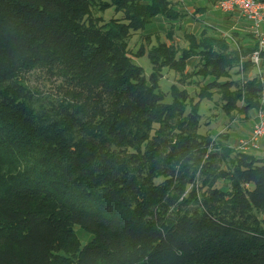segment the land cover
Listing matches in <instances>:
<instances>
[{
	"label": "trees",
	"instance_id": "trees-1",
	"mask_svg": "<svg viewBox=\"0 0 264 264\" xmlns=\"http://www.w3.org/2000/svg\"><path fill=\"white\" fill-rule=\"evenodd\" d=\"M95 1L0 0V264H264L249 215L264 210V158L218 168L197 108L186 112L175 87L164 102L129 53L130 31L178 18L175 3L109 0L125 17L99 24ZM176 50L161 42L152 67L175 69ZM214 57L217 78L239 61L234 50ZM30 70L55 93L33 96L19 81ZM243 86L245 112L262 85ZM223 177L230 188L213 187ZM76 226L91 234L84 246Z\"/></svg>",
	"mask_w": 264,
	"mask_h": 264
},
{
	"label": "rangeland",
	"instance_id": "rangeland-1",
	"mask_svg": "<svg viewBox=\"0 0 264 264\" xmlns=\"http://www.w3.org/2000/svg\"><path fill=\"white\" fill-rule=\"evenodd\" d=\"M170 1L175 3L178 18L168 20L162 16H156L146 23L143 29L130 31L128 38L130 55L133 56L136 64L143 68L145 77L153 75L158 79V86L165 93L164 102L172 101L169 90L170 85L175 83L180 88L179 92L182 93L179 100L184 104L185 111H189L191 105L197 108L199 118L196 123V131L201 137L200 139H209V144L206 146V155L215 154L212 162L218 168L228 171L231 165L240 159L247 160L248 157H252L253 160H259L264 158V152L262 151L241 154L234 152L231 148L226 151L221 149L220 142L227 143L230 146L235 143L237 138L245 134L247 129L251 127L255 119V109L258 108L249 109L245 112L240 111L247 97V94H245L247 89L243 86L242 80L239 79V61L230 64L226 76L217 78L209 74L212 70L211 64L215 58L214 54L225 53L233 49H231L232 45L224 39V41L221 40L216 44L214 41L216 38L202 37L204 32L200 33V29H208V33L220 37L221 32L229 31L227 30L228 26L225 25L224 20L216 18L215 12H211V0ZM93 4L90 8L91 15L102 20L99 24L125 17V13L118 10L109 0H96ZM185 7H206L208 12L197 16L199 12L189 13ZM161 42L171 46L174 52L177 49L178 55L185 57L184 60L174 64L173 67L176 70L170 67H161L159 64L152 67L149 56L157 57L160 54L152 50L159 47ZM225 43L227 47L223 50ZM249 68L250 66L246 70H249ZM19 81L35 97L36 91L42 92V95H44L45 93L54 94L56 90V81L49 79L40 70L24 72ZM225 82H227L225 87L219 85ZM239 93H241V96L237 97ZM232 101L237 105L236 108L228 106V103ZM157 126L155 124L154 128ZM223 155H225L224 162L221 160ZM200 176L202 175L196 174L198 178L196 186L201 183L202 178ZM228 181V177H223L213 187L228 190L230 188ZM190 190L191 187H188L184 195H188ZM206 190L205 187L197 188L196 194L201 197L202 192ZM249 215L252 224L264 230V210L252 209ZM74 231L81 246L87 244L91 234L77 226Z\"/></svg>",
	"mask_w": 264,
	"mask_h": 264
},
{
	"label": "built area",
	"instance_id": "built-area-1",
	"mask_svg": "<svg viewBox=\"0 0 264 264\" xmlns=\"http://www.w3.org/2000/svg\"><path fill=\"white\" fill-rule=\"evenodd\" d=\"M212 7L219 11L237 10L239 14L249 21V32L254 42L253 49L242 53V46L229 32H221L220 37L232 45L234 51L239 54V79L246 82L245 62L250 63L251 75L258 79L262 85L259 97V106L255 109V119L251 125L249 134L240 136L230 148L236 153L264 152V0H214Z\"/></svg>",
	"mask_w": 264,
	"mask_h": 264
},
{
	"label": "crops",
	"instance_id": "crops-1",
	"mask_svg": "<svg viewBox=\"0 0 264 264\" xmlns=\"http://www.w3.org/2000/svg\"><path fill=\"white\" fill-rule=\"evenodd\" d=\"M213 2H214V0L210 1V4H211L210 10H212L211 12L216 13L215 14L216 18L218 20H224L225 21V25L228 26L227 30H229V32L235 37V39L239 42V44L242 46L243 49L246 50L247 48L248 49L252 48L254 46V42H253L252 36L249 32V21L246 18L242 17L237 10L228 11V12L215 10L212 7ZM180 8L182 9V7H180ZM185 9H187L189 13H193L194 11H195V13L199 12L198 15L196 14L197 16H201L202 14L208 12L206 7H197V8L185 7ZM194 24L196 25V23H194ZM195 25H194V27H195ZM201 32L202 33L204 32L203 35L207 36V37H212V36L218 37L217 35H212V33H208L209 32L208 29L206 30V29L202 28V29H200V33ZM231 49H233V48L231 47ZM249 75H251L250 71L246 70V75H245L246 82L249 80H252L254 78V77H249ZM173 84L170 85V90H169L171 97H174L172 95V85L177 90L180 89L175 83H173ZM183 89H185V88H183ZM250 130H251V127L248 128L247 131L245 132V134L242 136L249 134Z\"/></svg>",
	"mask_w": 264,
	"mask_h": 264
}]
</instances>
